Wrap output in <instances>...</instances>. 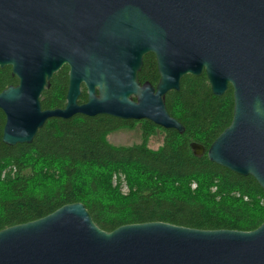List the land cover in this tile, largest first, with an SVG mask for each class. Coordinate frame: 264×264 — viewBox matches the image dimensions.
<instances>
[{
  "label": "water",
  "instance_id": "1",
  "mask_svg": "<svg viewBox=\"0 0 264 264\" xmlns=\"http://www.w3.org/2000/svg\"><path fill=\"white\" fill-rule=\"evenodd\" d=\"M152 54L158 81L138 79ZM67 66L62 108L40 96ZM2 142L29 144L48 119L77 114L147 120L184 132L164 99L186 75L214 96L232 90L230 124L206 156L264 191V0H0ZM86 101L78 103L81 88ZM195 156L203 145L190 143ZM0 264H264V220L251 231L165 222L100 229L80 202L0 230Z\"/></svg>",
  "mask_w": 264,
  "mask_h": 264
},
{
  "label": "trees",
  "instance_id": "2",
  "mask_svg": "<svg viewBox=\"0 0 264 264\" xmlns=\"http://www.w3.org/2000/svg\"><path fill=\"white\" fill-rule=\"evenodd\" d=\"M67 66L51 79L40 96L42 109L62 108ZM154 55L138 73L141 83L158 81ZM17 79L0 68V92ZM86 101L81 88L78 103ZM170 116L184 127L179 134L147 120L77 114L51 118L29 144L2 142L0 110V230L46 216L59 207L82 203L104 231L134 223L159 221L202 230L251 231L264 220V191L250 176H241L209 161L206 151L230 124L233 98L229 89L214 96L206 75L184 76L178 91L164 99ZM141 125V140L113 145L107 136ZM162 133L153 150L149 137ZM204 146L195 156L190 143ZM127 192H121L122 183Z\"/></svg>",
  "mask_w": 264,
  "mask_h": 264
},
{
  "label": "rangeland",
  "instance_id": "3",
  "mask_svg": "<svg viewBox=\"0 0 264 264\" xmlns=\"http://www.w3.org/2000/svg\"><path fill=\"white\" fill-rule=\"evenodd\" d=\"M141 125L140 124H136L134 128H123V129H119L111 134H109L107 136V140L109 143L113 144V145H131L133 143H138L141 140ZM162 133L160 131H157V133L155 135H152L149 137L148 140V147L150 149H157L162 142ZM121 192L123 194H125L127 192L121 190Z\"/></svg>",
  "mask_w": 264,
  "mask_h": 264
},
{
  "label": "built area",
  "instance_id": "4",
  "mask_svg": "<svg viewBox=\"0 0 264 264\" xmlns=\"http://www.w3.org/2000/svg\"><path fill=\"white\" fill-rule=\"evenodd\" d=\"M126 189H127V187H126L125 183L123 182L121 190L126 191Z\"/></svg>",
  "mask_w": 264,
  "mask_h": 264
}]
</instances>
